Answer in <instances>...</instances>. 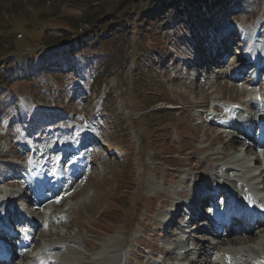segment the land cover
<instances>
[{
    "label": "rangeland",
    "instance_id": "374dc122",
    "mask_svg": "<svg viewBox=\"0 0 264 264\" xmlns=\"http://www.w3.org/2000/svg\"><path fill=\"white\" fill-rule=\"evenodd\" d=\"M216 1L207 11L196 0H0V201L36 213L37 243L60 248L53 264H216L227 247L248 250L244 264L264 250V225L220 246L184 221L181 202L194 203L197 185L217 177L235 186L249 168L264 178V160L226 149L234 140L208 120L211 110L193 108L246 86L247 75L229 78L243 65L233 53L224 66L207 59L217 36L264 46V0ZM148 8L157 15H141ZM190 57L210 63V84L195 78ZM85 130L94 138L75 194L40 205L27 181L56 160L49 139L64 144ZM176 206L184 227L167 225ZM180 227L190 237L177 248Z\"/></svg>",
    "mask_w": 264,
    "mask_h": 264
},
{
    "label": "bare ground",
    "instance_id": "6f19581e",
    "mask_svg": "<svg viewBox=\"0 0 264 264\" xmlns=\"http://www.w3.org/2000/svg\"><path fill=\"white\" fill-rule=\"evenodd\" d=\"M234 37V36H233ZM237 41H239V39L237 38V39H234V40H232V39H230L229 38V36L228 35H226V36H224V35H219V37L217 36V40H215V45L213 46V47H211V49L210 50H213V51H209L208 52V56H207V59L208 60H210L211 58H217V59H220L221 60V56H219L220 55V53H228V52H230L231 50H232V48H233V46H235L236 44H237ZM237 49V48H236ZM196 63H202V61H196ZM234 65V64H233ZM243 65H244V63H243ZM250 65V64H249ZM247 67H248V65H246ZM238 66H233L232 67V71H234V72H238V73H241L242 72V70H244V69H241V71H239L238 70ZM240 69V68H239ZM249 85H253L252 83L251 84H249ZM195 107H197V106H195ZM199 108V107H198ZM232 123V122H231ZM219 135V134H218ZM235 142V141H234ZM212 143V142H211ZM235 146V148L234 149H236L237 147H236V144H234V145H229V146H226V148H230V149H233V147ZM211 154H214V153H211ZM215 155V154H214ZM213 158V157H212ZM220 158H221V156H220ZM236 159V158H235ZM245 159V158H244ZM257 159H259L258 157H257ZM227 160V159H226ZM225 160V161H226ZM256 160V159H255ZM247 161V160H246ZM210 163V162H209ZM74 165V164H73ZM230 168V167H229ZM51 177H53V176H50V178ZM262 177V176H261ZM261 179V178H260ZM241 181H243L244 182V180H243V178H241ZM198 186V185H197ZM209 186H211V184L209 185ZM209 188L206 186V185H204V184H200V186H199V188L198 189H196V190H194V203H192V202H190V208H192V210L190 211V212H188L189 213V218L190 219H192L194 222L196 221L195 220V218L198 216V214L200 215V210L198 209V202L200 201V199H201V201H203V198L205 197V195L206 194H209V193H211V194H214V190H215V187H211L209 190H208ZM217 189H219V195H221V196H224V190H223V188H222V186L221 185H219V187L217 188ZM198 192H200V193H198ZM75 194V193H74ZM218 195V196H219ZM4 201V200H3ZM6 201V200H5ZM7 202V201H6ZM182 204V203H181ZM177 206L174 208V211H173V213L172 214H176V213H178L177 212ZM240 209V208H239ZM12 210H15V208H14V206H13V208H12ZM11 210V211H12ZM11 211H9L8 210V213L9 214H11ZM47 212V211H46ZM178 214H180V213H178ZM178 214H176V215H178ZM176 215H171V216H176ZM11 215H7L6 216V218H9ZM2 219H4V217H3V211H2V213H0V221L2 220ZM178 219V218H177ZM32 221L34 222V225H37L38 224V222L35 220V219H33L32 218ZM171 222V219L169 220V219H167V223H170ZM234 222H237V221H234ZM262 225H264V223L262 222V223H258V226H257V228H260ZM200 227H196V229L198 230ZM247 230H252V228L251 227H248L247 228ZM254 230V229H253ZM41 233V232H40ZM254 234V233H253ZM42 235H44V234H42ZM252 234L250 233V236H251ZM249 235L247 236V239H249V237H250ZM240 237H233V236H231V237H228L227 239H221V241L223 242L222 244H226V243H238V242H241L243 239L242 238H240ZM251 238V237H250ZM240 241H239V240ZM212 249H214L215 247L213 246V245H211L210 246ZM45 248H47L48 250H53V249H55V250H58V249H60L59 247H53V246H51L50 244H48V246H44V249ZM237 250V251H236ZM223 252H228V253H231V254H233V255H242V256H244V254L243 253H247L248 251L247 250H239V249H232L231 248V250H229V249H225V250H223ZM54 252H52V254H53Z\"/></svg>",
    "mask_w": 264,
    "mask_h": 264
},
{
    "label": "trees",
    "instance_id": "16d2710c",
    "mask_svg": "<svg viewBox=\"0 0 264 264\" xmlns=\"http://www.w3.org/2000/svg\"><path fill=\"white\" fill-rule=\"evenodd\" d=\"M168 1H170V0H168ZM173 1H175V0H173ZM178 1H182V0H178ZM199 1V7H206L209 3H215V0H209L208 2H206V3H203L201 0H198ZM172 4H174V2L172 3ZM171 4V5H172ZM217 4V3H216ZM147 13V15H150V11L149 12H146ZM142 15H144V11H143V13H142ZM35 65V64H34Z\"/></svg>",
    "mask_w": 264,
    "mask_h": 264
}]
</instances>
